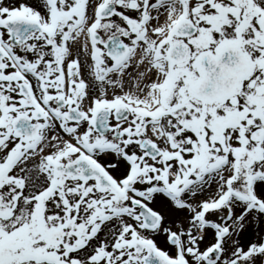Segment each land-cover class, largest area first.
Listing matches in <instances>:
<instances>
[{
    "label": "snow or ice",
    "instance_id": "1",
    "mask_svg": "<svg viewBox=\"0 0 264 264\" xmlns=\"http://www.w3.org/2000/svg\"><path fill=\"white\" fill-rule=\"evenodd\" d=\"M0 264H264V0H0Z\"/></svg>",
    "mask_w": 264,
    "mask_h": 264
}]
</instances>
